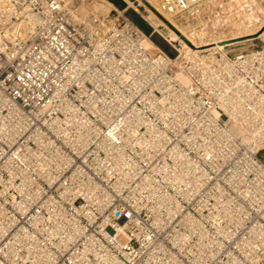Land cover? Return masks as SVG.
<instances>
[{
	"label": "built area",
	"instance_id": "1",
	"mask_svg": "<svg viewBox=\"0 0 264 264\" xmlns=\"http://www.w3.org/2000/svg\"><path fill=\"white\" fill-rule=\"evenodd\" d=\"M122 1L0 0V264H264V45L144 0L211 28L169 52Z\"/></svg>",
	"mask_w": 264,
	"mask_h": 264
},
{
	"label": "rangeland",
	"instance_id": "2",
	"mask_svg": "<svg viewBox=\"0 0 264 264\" xmlns=\"http://www.w3.org/2000/svg\"><path fill=\"white\" fill-rule=\"evenodd\" d=\"M138 1L139 4H137ZM217 1L219 4L213 11L216 12L212 15L213 17H216L226 7L229 8L228 10L231 13L225 14V20H221V25L225 22L222 27L221 25H216L220 27L219 31L223 32L222 35H226L229 31L234 30V25L237 23H242L245 26V29L242 30L246 31H244L245 34L244 32L242 33L245 36L225 41L224 43H218V45L227 44L225 49L230 53H235L240 50H249L264 45V0ZM127 3L129 4L130 10L134 11L135 9L136 13L144 20H148L151 23L153 30L148 38L150 44L146 42L149 45L176 53L174 48L179 49V47L185 48V46H190L191 41L193 44L198 43L199 38H201L202 43L208 41V33L211 32V28L199 26L200 21L191 22V20L187 19L188 16L181 19L167 18L166 20L165 18H159L150 5L144 0H127ZM158 20L162 22V26L157 25ZM256 28H258V30ZM171 33L177 35V37L172 38L170 35ZM180 33L182 34L181 36Z\"/></svg>",
	"mask_w": 264,
	"mask_h": 264
},
{
	"label": "bare ground",
	"instance_id": "3",
	"mask_svg": "<svg viewBox=\"0 0 264 264\" xmlns=\"http://www.w3.org/2000/svg\"><path fill=\"white\" fill-rule=\"evenodd\" d=\"M214 3V1L213 0H207L206 1V3L203 5V8H202V10L203 11H205V10H207L211 5V3ZM137 4H139V1L137 2ZM94 9V10H96V11H102V12H106V11H113V5L108 1V0H94V2L92 3V5L90 6V8H88L87 6H85L84 8H83V12H86L87 10H89V9ZM152 16H155V15H152ZM250 18V17H249ZM251 19V18H250ZM224 20V14H223V16L222 17H220L219 18V20H218V22L217 23H215V26L216 25H221L220 23L222 22V21ZM148 23H150L148 20H146ZM254 21V20H253ZM256 21V20H255ZM162 22L160 21V20H158V23H157V25L158 26H162V24H161ZM263 23V22H262ZM151 24V23H150ZM235 26V29L234 30H231V31H229L226 35H222V31H219V34H221L220 36L222 37V36H224V37H222V42L223 41H230V40H232V39H236V38H238V37H243V36H245V35H243L242 33L245 31H243L242 29H245V26L242 24V23H237L236 25H234ZM262 26V25H261ZM257 30H258V28H256ZM250 31V30H249ZM246 32V31H245ZM245 32H244V34H245ZM251 32H253V31H251ZM255 32V31H254ZM203 33V32H202ZM207 34V33H206ZM171 35V37L172 38H176L177 37V35H175V34H173V33H171L170 34ZM182 34L180 33V36H181ZM203 35V34H202ZM195 38H198V37H195ZM149 44H150V42H149V40H146ZM192 42V41H191ZM207 42V41H206ZM198 43H202V40H201V38H199L198 39ZM198 43H196V44H198ZM206 45H208V44H204V45H197L196 47H202V46H206ZM223 46H225V45H223Z\"/></svg>",
	"mask_w": 264,
	"mask_h": 264
},
{
	"label": "water",
	"instance_id": "4",
	"mask_svg": "<svg viewBox=\"0 0 264 264\" xmlns=\"http://www.w3.org/2000/svg\"><path fill=\"white\" fill-rule=\"evenodd\" d=\"M113 5H115L119 9H123L125 7V3L122 0H108ZM128 15L132 18L133 22L144 32L146 36H149L152 33V27L149 23L144 20L138 13L133 10L128 11ZM156 15L161 18L159 14Z\"/></svg>",
	"mask_w": 264,
	"mask_h": 264
}]
</instances>
